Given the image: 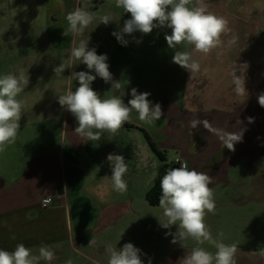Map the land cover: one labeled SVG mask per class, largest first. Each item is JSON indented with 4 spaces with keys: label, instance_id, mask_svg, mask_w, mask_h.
<instances>
[{
    "label": "crops",
    "instance_id": "obj_1",
    "mask_svg": "<svg viewBox=\"0 0 264 264\" xmlns=\"http://www.w3.org/2000/svg\"><path fill=\"white\" fill-rule=\"evenodd\" d=\"M226 1L228 6L234 5V12L223 6ZM256 1L203 0L208 11L229 21L231 32L223 35L222 46L208 55L193 52L200 63L198 73L191 76L179 65H173L179 74L178 97L175 100L169 92L163 93L162 101L157 103L164 115L157 127L155 122L142 123L133 112L126 122L131 127L123 126L114 136L105 133L99 141L84 140L74 131L78 126L75 118L61 108L55 93L39 92L42 87L52 89L50 84L28 77L29 84L22 92L24 109L16 141L0 153V249L14 251L18 243H23L35 250L46 244L55 251L52 264H65L75 257L88 258L87 249L100 253L124 236L131 241L136 233L149 232L151 222L138 220L142 219V200H146V195L113 191L107 161L110 153L123 155L128 164L124 179L138 180L149 191L145 182L152 175L156 154L147 137L160 153L168 146L180 150L181 156L175 159L210 175L211 186L223 180L229 184L234 175L245 177V169L264 155V108L257 99L264 93V0H260L262 7ZM46 4L53 34L57 27L67 28L66 15L76 7L98 15L111 14L116 22L106 26L94 20L83 34L84 39L97 42V54L107 55L113 80L121 84L117 90L111 88V82L101 79V98L120 95L127 103L131 89L136 88L138 92L151 93L148 98L156 103L153 81L132 70L149 63L145 49L148 37H139L140 32H135L125 35L127 46L118 43L111 33L123 27L130 14L116 8L115 0H47ZM54 36L49 40L58 47L61 44ZM233 37L236 42L229 44ZM128 53H141V59L134 56L137 58L124 64ZM236 67L237 75L243 72L248 95L238 96L233 91L231 72ZM35 83L41 86L32 87ZM248 117H253L254 122L249 123ZM193 120H208L211 128L227 132L243 130L242 142L235 145V151H229L203 125L192 129ZM174 165L180 166L175 160ZM238 167L240 171H236ZM221 193L224 191H213L214 195ZM47 197L52 198V203L43 206ZM90 240L95 241L91 246Z\"/></svg>",
    "mask_w": 264,
    "mask_h": 264
},
{
    "label": "clouds",
    "instance_id": "obj_2",
    "mask_svg": "<svg viewBox=\"0 0 264 264\" xmlns=\"http://www.w3.org/2000/svg\"><path fill=\"white\" fill-rule=\"evenodd\" d=\"M189 5H193V0H115V7L130 14V18L124 21L123 27L111 34L118 43L127 46L129 41L124 38L125 35L135 32L147 35L154 29H170V34L166 33L164 37L170 49L175 50L178 45L191 49L174 51L172 62L192 76L200 71V63L194 58L193 52L208 55L222 46V36L231 32V29L229 21L208 11L203 0H197L196 6ZM97 19L99 24L106 26L110 22H116L111 14L98 15L97 12L76 7L66 15L67 28L63 35L82 37L85 30ZM140 42L136 40V43ZM235 42L236 38L233 37L229 44ZM88 45L89 39H80L78 45L73 40L67 63L61 62L53 68L55 75L78 64H84L88 69L72 72L71 77L78 81V87L74 91L71 88L63 92L54 90L61 108L71 113L77 122L78 126L74 131L84 140L99 141L105 133L116 135L130 121L133 112L138 114L139 121L144 124L151 125L159 121L164 115L161 105L153 104L149 100V92H138L136 88H132L131 99L127 103L120 95L101 98L100 93L92 88L97 77L105 83L111 82V88L117 90L121 88V84L113 80L107 55L97 54L96 49L89 48ZM237 70L236 67L231 72L233 91L238 96L248 95L243 72L239 69L241 75H237ZM28 84L29 78L25 76L23 68L18 69V74L10 72L0 75V153L16 141L24 109V102L17 97ZM257 99L264 108V93ZM247 120L249 123L254 122L253 117H248ZM199 125L213 131L222 142L223 148L226 147L229 151H235V145L242 142L243 130L227 132L211 128L208 120L191 121L192 129ZM107 161L111 167L112 190L118 194L126 193L128 183L124 176L128 171V164L125 157L110 153ZM176 162L180 166L166 169L159 182V208L162 209V218H158V221L164 229L176 226L174 233H166L173 236V244L179 243L182 248H186V242L191 239L197 245L191 249L190 254L183 257L182 264H236L237 245L226 244L221 239L214 238L205 222L206 215L214 214L216 209L210 187L213 178L207 173L190 169L187 163H180L179 158ZM50 202V199H46L42 203L46 206ZM94 243V240H90L89 246ZM205 243L212 245L215 252L200 246ZM105 252L108 256L107 264H144L141 250L130 242L124 243L121 248L107 245ZM260 254L264 256V250ZM55 259L54 249L46 244H41L35 250L23 243H18L14 251L0 249V264H52ZM65 264H72V261L69 259ZM93 264H96L95 260ZM148 264H151V259Z\"/></svg>",
    "mask_w": 264,
    "mask_h": 264
},
{
    "label": "rangeland",
    "instance_id": "obj_3",
    "mask_svg": "<svg viewBox=\"0 0 264 264\" xmlns=\"http://www.w3.org/2000/svg\"><path fill=\"white\" fill-rule=\"evenodd\" d=\"M46 1L0 0V75L10 72L18 74V69L23 68L26 77L33 78L35 82L48 83L52 87V89L42 87L39 92L50 90L54 92L56 89L63 92L68 88L74 91L78 87V81H75L71 74L73 71H88L86 65L78 64L73 68L65 69L64 73L59 75H55L53 68L61 62L67 63L73 40L78 45L79 40L84 39V35L66 37L63 35L66 27L63 26L62 29L57 27L53 32L56 31L54 34L61 45L53 46L49 39L55 36L49 30ZM83 1L86 2V0ZM256 3L263 6V1L257 0ZM196 4L197 0H193V5L189 7L196 6ZM223 6H227L232 12L236 10L233 4L228 6L227 1ZM170 32V29L158 28L147 35L139 33V37H148L149 44L145 49L149 63L142 65V68L139 65L137 68L132 67L133 71L142 72L137 75L141 74L143 78L147 75L153 81L156 103L159 100L162 101L164 92H169L175 100L178 97L179 74L178 68L173 67L175 63L172 62V56L174 51H183L185 48L181 45H178L175 50L168 47L164 37ZM96 45L97 42L89 40V48H95ZM134 56L141 59V53L138 55L128 53L124 56L123 63L126 64V60L132 57L137 58ZM130 62H128L129 66ZM92 74L95 75L94 72ZM143 78L139 77V79ZM169 81L171 83H168ZM100 82L101 78L97 77L92 83V88L98 93H101ZM36 86L41 85L38 83L32 85V87ZM17 99L22 100V93ZM19 123L22 124V118ZM159 124L161 120L160 123L155 121L154 127ZM157 141L159 142L156 139ZM161 155L162 159L156 155L152 175L145 182H148L149 190L156 188L160 176L166 172V169L175 167L174 160L177 156H181V152L168 146L167 150H161ZM249 166V169H245V177L242 179L234 175V179H231L229 184L228 181L223 180V183L219 185H210L213 191H224V193L214 195L215 213L207 214L205 222L214 238L221 239L226 244L235 243L237 245L236 264H264V256L260 254L261 250H264V170L261 169V167L264 168V155L258 162L251 163ZM236 171H240L239 167ZM127 183V191H132V195L141 196L148 193L138 180H129ZM225 191H231V193L227 195ZM142 201L144 205L143 212L140 213L142 219L138 218V220L151 222L152 227H149V232H138L131 237V241L124 236L114 246L121 248L124 243H132L141 250V259L144 264H148L149 259H151V264H182L183 257L190 254L191 249L197 245L191 239L186 242V248H182L179 243L173 244L171 242L173 236L166 235V233H174L176 229L174 226L171 229H164L158 221V218H162V209L159 205H150L145 197ZM200 246L215 252V248L208 243ZM85 253L90 254L88 258L75 257L72 264H93V260L96 264H107L108 256L105 251L98 253L87 249Z\"/></svg>",
    "mask_w": 264,
    "mask_h": 264
},
{
    "label": "trees",
    "instance_id": "obj_4",
    "mask_svg": "<svg viewBox=\"0 0 264 264\" xmlns=\"http://www.w3.org/2000/svg\"><path fill=\"white\" fill-rule=\"evenodd\" d=\"M124 126L126 127H131L130 125H128L127 123L124 124ZM148 143L150 145V147L152 148V150L154 151V153L160 157L162 159V155L161 153L157 150V148L151 143V141L149 140V138L147 137ZM165 174V173H164ZM163 174V175H164ZM162 175V176H163ZM162 176H160L159 181L156 185V188L153 187L151 190L148 191V193L146 194V200L148 201V203L152 206H158L159 205V197L161 194L160 191V187H159V182L160 179L162 178Z\"/></svg>",
    "mask_w": 264,
    "mask_h": 264
},
{
    "label": "built area",
    "instance_id": "obj_5",
    "mask_svg": "<svg viewBox=\"0 0 264 264\" xmlns=\"http://www.w3.org/2000/svg\"><path fill=\"white\" fill-rule=\"evenodd\" d=\"M176 161H177V159H175V164H176V165H179V163H177ZM46 199H50V201H51L49 204L46 205V206H48V205H50V204L52 203V198H51V197H47V198H45L44 200H46ZM44 200H43V201H44ZM43 201H42V202H43ZM42 205L45 206L43 203H42Z\"/></svg>",
    "mask_w": 264,
    "mask_h": 264
}]
</instances>
